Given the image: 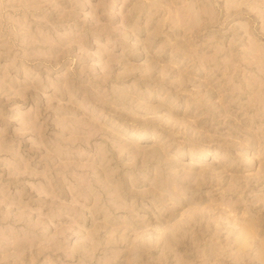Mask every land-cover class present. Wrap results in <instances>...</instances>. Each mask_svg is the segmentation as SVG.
<instances>
[{"label": "rangeland", "instance_id": "1", "mask_svg": "<svg viewBox=\"0 0 264 264\" xmlns=\"http://www.w3.org/2000/svg\"><path fill=\"white\" fill-rule=\"evenodd\" d=\"M0 264H264V0H0Z\"/></svg>", "mask_w": 264, "mask_h": 264}, {"label": "bare ground", "instance_id": "2", "mask_svg": "<svg viewBox=\"0 0 264 264\" xmlns=\"http://www.w3.org/2000/svg\"><path fill=\"white\" fill-rule=\"evenodd\" d=\"M102 116V115H101ZM197 122V121H196ZM127 132V131H126ZM129 136H131V137H133V138H135L136 140H138V141H143V140H146V139H149L150 137H148L147 136V134H143V133H135V132H132V131H130V132H128L127 133ZM150 135V134H149ZM153 138H155L154 136H152ZM157 138V137H156ZM160 138V137H159ZM160 140V139H159ZM125 141V140H124ZM215 149V148H214ZM178 151V150H177ZM207 151V150H206ZM215 151L216 150H213L212 152L211 151H207V152H205L204 154H202V155H199V157H198V160L199 161H201V163H202V161H205V160H207L211 155H213V152H214V154H215ZM219 151V150H218ZM179 155H183V153L182 152H179L178 153ZM222 155V154H221ZM178 156V155H177ZM182 157V156H181ZM219 159V158H218ZM214 160V159H213ZM218 162V161H217Z\"/></svg>", "mask_w": 264, "mask_h": 264}]
</instances>
